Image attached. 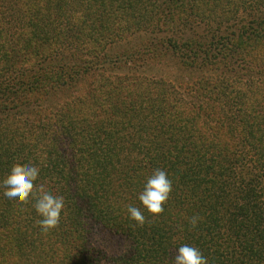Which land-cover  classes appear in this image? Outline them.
<instances>
[{
	"label": "trees",
	"instance_id": "1",
	"mask_svg": "<svg viewBox=\"0 0 264 264\" xmlns=\"http://www.w3.org/2000/svg\"><path fill=\"white\" fill-rule=\"evenodd\" d=\"M168 60L188 73L177 87L136 72ZM14 163L65 207L44 234L35 201L0 187V264H172L184 244L264 264V0H0V182ZM157 168L173 190L137 227L126 206L152 219L138 195Z\"/></svg>",
	"mask_w": 264,
	"mask_h": 264
},
{
	"label": "clouds",
	"instance_id": "2",
	"mask_svg": "<svg viewBox=\"0 0 264 264\" xmlns=\"http://www.w3.org/2000/svg\"><path fill=\"white\" fill-rule=\"evenodd\" d=\"M39 172L40 168L31 163L23 165L14 163L10 173L0 182V187L5 189L4 196L21 211L24 210V206L35 201L32 206L41 217L37 223L42 233L48 234L60 224L61 212L65 207L64 197L52 194L43 184L37 185L35 181L39 177ZM172 190V180L167 172L160 168L155 169L138 195L140 204L152 219H147L140 208L126 206L129 218L135 222V226L144 227L146 223L155 222L156 218L163 214L164 205L168 202ZM202 220L203 217L198 214L188 218L191 228H196L198 222ZM178 227L179 230H183L182 226ZM126 247L122 251H126ZM101 264L104 262L102 261ZM172 264H209V262L197 247L184 244L179 247Z\"/></svg>",
	"mask_w": 264,
	"mask_h": 264
},
{
	"label": "rangeland",
	"instance_id": "3",
	"mask_svg": "<svg viewBox=\"0 0 264 264\" xmlns=\"http://www.w3.org/2000/svg\"><path fill=\"white\" fill-rule=\"evenodd\" d=\"M8 27V26H7ZM7 27H5L7 29ZM178 30L174 29L173 30V34L176 36L175 37H183V35H187L188 31L187 29H184L182 27L177 28ZM191 33L193 35H195L196 37H206L209 35L208 30H206L202 25H198L197 28H195V30L191 31ZM165 35V34H164ZM154 38H160L162 37V35H154ZM24 40H26V38H22L20 40L21 44H23ZM138 39H135L133 37H130L128 39L125 40H120L117 42V45L114 46L113 48L119 47V48H129V47H134L136 46L135 43L138 42ZM111 45V43L108 44V46L106 47L105 51L106 53H109L111 48L109 47ZM54 50V54L56 55H60V56H68L70 55V50L65 46V44L63 42H60V44L56 45V48L53 49ZM109 72L110 74H117L118 76H122L124 74H129L132 70L129 67H120L119 69L116 68L117 65H111L109 64L108 66ZM111 69V70H110ZM136 72L138 74H142L145 75L147 77H151L153 79H160V80H164L165 82H168L170 84H172L174 87L178 86V81L180 79H184L186 76V74H188L187 72H183L180 71L178 69H176L175 67H173V62H171V60H168V62L162 64V66L157 67L153 64H150L148 66H143L142 68H140L139 70L137 69ZM107 73V74H108ZM177 90L182 91L181 88H178ZM57 103H54V101L48 100V101H44L42 104H39L38 107H34L33 109H27L26 110V117H32V113L34 112H40L43 109L49 108V109H53V106H55ZM32 112V113H31Z\"/></svg>",
	"mask_w": 264,
	"mask_h": 264
}]
</instances>
